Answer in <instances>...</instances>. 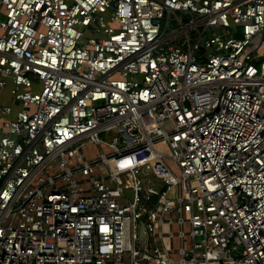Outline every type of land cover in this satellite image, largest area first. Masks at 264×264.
<instances>
[{
    "label": "built area",
    "instance_id": "1",
    "mask_svg": "<svg viewBox=\"0 0 264 264\" xmlns=\"http://www.w3.org/2000/svg\"><path fill=\"white\" fill-rule=\"evenodd\" d=\"M2 93L0 264H264V0H0Z\"/></svg>",
    "mask_w": 264,
    "mask_h": 264
},
{
    "label": "rangeland",
    "instance_id": "2",
    "mask_svg": "<svg viewBox=\"0 0 264 264\" xmlns=\"http://www.w3.org/2000/svg\"><path fill=\"white\" fill-rule=\"evenodd\" d=\"M10 98L6 93L0 94V104H10ZM113 137H118V133H115L113 131L105 132L103 134L99 135V138L103 140L104 142H111ZM156 148L159 150L166 152L164 147L162 145L157 144ZM80 152L82 153L83 157L85 159H91L95 158L99 155L100 152H107V148L103 144H94V143H86L80 148ZM156 185L155 187H157ZM125 196L127 198L131 197V193L129 191L125 192ZM116 264H128L127 260L123 258L120 262H117Z\"/></svg>",
    "mask_w": 264,
    "mask_h": 264
}]
</instances>
